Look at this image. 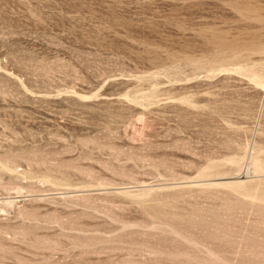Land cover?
I'll return each instance as SVG.
<instances>
[{"label":"rangeland","instance_id":"obj_1","mask_svg":"<svg viewBox=\"0 0 264 264\" xmlns=\"http://www.w3.org/2000/svg\"><path fill=\"white\" fill-rule=\"evenodd\" d=\"M0 264H264V0H0Z\"/></svg>","mask_w":264,"mask_h":264}]
</instances>
